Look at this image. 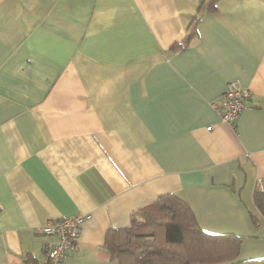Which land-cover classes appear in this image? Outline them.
I'll return each mask as SVG.
<instances>
[{
    "label": "crops",
    "instance_id": "crops-1",
    "mask_svg": "<svg viewBox=\"0 0 264 264\" xmlns=\"http://www.w3.org/2000/svg\"><path fill=\"white\" fill-rule=\"evenodd\" d=\"M202 1L0 0V264H45L39 230L78 215L61 264H118L108 231L165 194L264 258V0Z\"/></svg>",
    "mask_w": 264,
    "mask_h": 264
},
{
    "label": "trees",
    "instance_id": "trees-1",
    "mask_svg": "<svg viewBox=\"0 0 264 264\" xmlns=\"http://www.w3.org/2000/svg\"><path fill=\"white\" fill-rule=\"evenodd\" d=\"M217 1L203 0L198 14L215 10ZM254 197L264 210V192ZM241 243L237 235L204 232L185 200L165 194L138 210L131 226L108 231L103 247L118 264H264V258L237 261Z\"/></svg>",
    "mask_w": 264,
    "mask_h": 264
},
{
    "label": "built area",
    "instance_id": "built-area-1",
    "mask_svg": "<svg viewBox=\"0 0 264 264\" xmlns=\"http://www.w3.org/2000/svg\"><path fill=\"white\" fill-rule=\"evenodd\" d=\"M252 97L251 91L232 82L217 101L212 103V108L219 114L222 123L230 125L248 108ZM85 219V216L78 215L58 221L51 220L39 230L49 238L44 245L45 264H61L68 253L77 251Z\"/></svg>",
    "mask_w": 264,
    "mask_h": 264
}]
</instances>
